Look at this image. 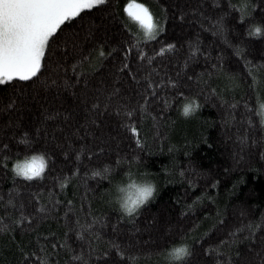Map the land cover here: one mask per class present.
Wrapping results in <instances>:
<instances>
[{
	"label": "trees",
	"instance_id": "obj_1",
	"mask_svg": "<svg viewBox=\"0 0 264 264\" xmlns=\"http://www.w3.org/2000/svg\"><path fill=\"white\" fill-rule=\"evenodd\" d=\"M57 32L42 74L0 91V264H173L181 242L182 264H264V0H108ZM96 40L106 55L73 87L65 45ZM134 174L156 193L128 215L113 185Z\"/></svg>",
	"mask_w": 264,
	"mask_h": 264
},
{
	"label": "snow or ice",
	"instance_id": "obj_2",
	"mask_svg": "<svg viewBox=\"0 0 264 264\" xmlns=\"http://www.w3.org/2000/svg\"><path fill=\"white\" fill-rule=\"evenodd\" d=\"M215 2L216 0H213V3ZM107 3L108 0H0V91L11 87L15 93L18 81H25V87L30 86L38 74H42V60L46 61L48 53L52 51V44L59 36L57 29H60L61 25L65 24V21H71L73 17H77L82 10H96ZM137 7L141 9V12L137 13L135 18L145 27L146 31L151 33L154 29V25L151 22V14L143 5H137ZM183 18L182 13L181 19ZM163 30V28H160V31ZM259 31L260 29L257 28L256 32L259 33ZM88 36H92L94 40L96 39L92 32L88 33L85 40L88 39ZM167 47L172 48L173 45L168 44ZM94 51H98L100 57H105L103 40H96L93 50L83 49L78 43H73L71 48L67 44L65 45L63 57L73 61L70 65L75 76L72 82L73 87L80 86L81 82H83L85 88L88 87L87 70L82 73L79 71V67L84 66L87 69L88 63L94 59ZM115 51L116 49L113 48L112 52L114 53ZM163 51L164 49L162 48L161 52ZM111 54L108 53V55ZM139 55L143 56L144 54L140 53ZM126 61L127 53L124 60L121 61L122 68L120 71L125 75L134 73L135 70ZM132 79H136L135 74H133ZM52 83L55 84V81ZM64 84L68 85L69 80H64ZM118 91L119 89L114 85V92ZM19 95L24 97L23 92H20ZM34 98L31 97V99ZM144 100L148 101L147 95L144 96ZM16 104V99L9 98L7 107L11 110L16 107ZM20 106H24L23 99H21ZM107 106V103L103 105L105 109ZM191 107L190 105H185L184 111L189 112ZM91 108L99 115L101 105L93 103ZM92 123L95 125L98 124V121L94 118ZM262 123H264V120H262ZM136 131L137 129L133 127L132 132L135 133ZM36 133L37 135L40 134L39 128L36 129ZM88 135H93V133L88 132ZM139 142L137 140V143ZM7 147V145H4L5 149ZM64 155H67V153L65 152ZM79 155L80 153L78 152L77 158H79ZM4 166L7 167L6 164ZM17 171L28 179L39 175L34 166L26 165L24 168H20L17 165ZM67 203L71 205L72 201ZM32 219L31 215L25 217L29 224H31ZM108 255V252H104V256ZM103 264H115V262L104 261Z\"/></svg>",
	"mask_w": 264,
	"mask_h": 264
},
{
	"label": "clouds",
	"instance_id": "obj_3",
	"mask_svg": "<svg viewBox=\"0 0 264 264\" xmlns=\"http://www.w3.org/2000/svg\"><path fill=\"white\" fill-rule=\"evenodd\" d=\"M182 108V115L188 116ZM110 166L105 165L107 170ZM113 199L119 210L124 214H134L147 204L156 193V182L148 176H128L117 180L114 185ZM131 193V194H130ZM189 245L186 242L174 244L167 249V256L173 264H182L189 254Z\"/></svg>",
	"mask_w": 264,
	"mask_h": 264
},
{
	"label": "rangeland",
	"instance_id": "obj_4",
	"mask_svg": "<svg viewBox=\"0 0 264 264\" xmlns=\"http://www.w3.org/2000/svg\"><path fill=\"white\" fill-rule=\"evenodd\" d=\"M131 5V7H129ZM137 5H143V4H140V3H136V2H133V3H129L128 4V6H127V12H128V14H130L131 15V17H133L135 20H137L135 17H136V14L137 13H139V12H141V9H139L138 7H137ZM144 6V5H143ZM144 8H146L145 6H144ZM147 9V8H146ZM85 10H90V9H85ZM85 10H82L81 11V13L83 12V11H85ZM148 10V9H147ZM149 12V11H148ZM81 13H79L78 15H77V17L81 14ZM150 13V12H149ZM76 17H73L72 19H75ZM138 21V20H137ZM66 22V21H65ZM139 22V21H138ZM151 22H152V17H151ZM140 23V22H139ZM153 24V23H152ZM62 26V25H61ZM59 29H57V31H58ZM43 61V60H42ZM15 79V78H14Z\"/></svg>",
	"mask_w": 264,
	"mask_h": 264
}]
</instances>
